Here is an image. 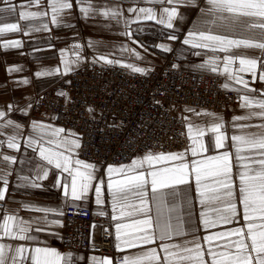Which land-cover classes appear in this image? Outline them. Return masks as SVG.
<instances>
[{
	"label": "crops",
	"instance_id": "crops-1",
	"mask_svg": "<svg viewBox=\"0 0 264 264\" xmlns=\"http://www.w3.org/2000/svg\"><path fill=\"white\" fill-rule=\"evenodd\" d=\"M72 3L71 9H65L58 15V23L52 22L51 0H39V3L34 0H0V9H5L0 12V25L17 23L21 27L19 32H7L0 35V112H4L5 116L0 118V125H3L7 120H11L14 124H19L20 129L13 128L3 129V135H0V141L5 143L0 146V153L16 158V163L10 164L3 162L0 158V176H5L8 183L6 185L4 200H0V217L4 215H16L24 221L31 222L32 228L40 227L42 231H32L30 235L35 239L31 241H19L9 238L0 239V243L25 244L28 247H47L57 250L62 255L71 254L70 264H93V258L97 261L103 259L111 260L112 264H122L125 256L143 257L144 254L152 248H155L160 261L145 260L143 264H163V258L167 255L163 251L162 245H168L169 251H179L172 247L180 245L182 248H192L193 244L190 241L199 240L202 249L205 252V260L210 264V258L207 256V249L212 247L214 251H223L222 247L229 240L235 241L238 236L220 237L214 239L211 243L206 242L204 237L225 233L235 228H244L247 235L246 222L243 220V205L239 200V179L236 175L240 170L235 159V148L231 147V141L226 140L223 148L215 147V134L206 131L203 137L199 136L196 129L193 128L191 136L189 135V125L199 124L205 127L212 121L214 117H220L223 124V132L231 137L233 134H240L239 129L234 125V117L246 115L248 109L241 107V99L235 106H230L223 112H215L210 110H200L192 108H181L180 114L185 123V133L188 139V149L184 153L183 160H172L158 162L152 166L144 163L143 167L137 171H151L162 167H175L180 163H189L191 170V161L197 162L207 159L211 156L221 155L224 152L231 154L232 164V180L234 195L232 198L221 195L220 200H206L205 204H201L200 191L197 190L194 174L189 178L190 184L175 186L179 193L174 203L176 211L169 213L166 208L160 212L152 204L149 196L146 197L149 201V206L152 208L150 215L153 217V227L149 231L154 232L157 237L153 243L139 244L133 248L124 247L123 250L117 248V244L122 240L128 239L129 236L143 235L136 231L134 221L145 219V215L136 212L133 208L113 207L112 197L109 194L106 184L109 178L107 168L102 169L99 165L84 161L79 157L80 149V134L74 131L61 128L58 124V116L54 114H41L35 116L31 113V102L33 98L57 84L66 80L70 73L76 71L86 65L99 64L119 66L131 73L147 75L154 68L159 67L170 53L175 54V68L192 73L208 74L218 76L222 80V85L226 82L230 83L231 87L227 90L235 91L241 88L240 85L232 81H226L222 71L223 65L219 61L218 72H212L207 68H199L198 66L210 58L224 54L213 52L211 49L193 48L191 45L183 44L189 30L201 26V21L205 18V12L209 5L207 0H196L194 5L181 4L179 6L178 16L174 21V28L168 29L163 25L157 24L155 21L141 20L132 22L135 18V13H130L129 8L138 7H155L159 9L160 5H151L145 3L144 0H87L85 3H78L77 0H70ZM89 4L94 9L118 8L122 12V16L117 19L105 17L99 12H91L85 15L80 11L81 7H88ZM11 7L13 11L9 12ZM21 12L32 13H47V15H38L29 20H21L19 14ZM183 17L182 19L180 17ZM127 20V25L126 21ZM44 25H47L45 28ZM130 31L132 36L129 37L124 33ZM174 34L178 38L176 40H168L169 34ZM19 41V47L6 46L10 42ZM136 41L137 43H134ZM164 44L171 51H164L157 45ZM142 45V46H141ZM124 49H133V51H125ZM135 53H139V57ZM199 53V54H197ZM105 56L113 63H107L99 57ZM132 65L145 69L144 72H135ZM10 69H16L10 71ZM42 73V75H37ZM245 80L251 82L252 77L249 74H243ZM259 72H257V80L251 83V87L264 91V82L259 81ZM27 81V82H25ZM237 92V91H236ZM240 95L244 94L241 88ZM206 114H213L212 116ZM45 126L43 129H37L44 136V146L46 148H55V144L49 145L46 143L48 139L55 142H62L60 148H55L57 152L65 151V148L71 149V152H65L66 155H71L73 161L79 159L85 163L95 165L92 187L87 195L80 200H73L70 197H65L63 189L57 185L59 179L61 183L70 180L67 173H62L61 170L55 169L53 165H49L48 177L40 183L41 187H31V182L35 179V170L41 163H46L41 160L37 151H33V146H28L30 136H34L33 123ZM259 119H253L248 123L258 124ZM56 129H63L58 136H53L52 133ZM17 134V142L20 145L19 150L10 149L7 147L6 141L9 135ZM77 142L79 147H75L71 142ZM200 141L204 144L206 151H199L197 143ZM35 146V145H34ZM198 149L197 155L193 156L191 148ZM151 153L153 156L158 152H143L136 155L134 159H142L145 155ZM22 162V163H21ZM131 162L125 165H130ZM73 167H76L73 164ZM119 167V166H114ZM83 170V169H82ZM23 177H28L29 180H23ZM122 174H112V179H120ZM67 178V179H66ZM220 177L208 176L202 181V189L208 197L222 194L225 189L219 187L216 183ZM98 180H104L105 184L101 185V203H96L95 186ZM204 185L207 188H204ZM5 187L3 181H0V188ZM211 189H218V192H213ZM168 191H172L169 189ZM235 203L237 206V215L232 219L231 223H217L213 227L206 228L204 220L215 221L218 219L216 209H223L228 203ZM129 203L139 207V200L135 197L130 198ZM28 205V207H25ZM72 206L75 208H90L93 212L100 216L109 215L112 221L114 234L115 250L121 255V261L116 263L111 256H99L93 253L70 252L63 250L61 246V234L63 230V211L65 207ZM51 209L48 213L36 212L33 208ZM130 213L121 215V213ZM103 213V214H101ZM206 215L202 216L201 214ZM173 217L172 224L174 231L179 225L182 227L181 235H172L171 238L166 237L160 240V229L156 227L157 219L162 224L168 216ZM113 217H116L113 219ZM179 217V221L176 219ZM117 224L132 225V227H121V239L117 240ZM2 235V233H0ZM248 242V241H246ZM123 247V245H122ZM182 255H189L187 252H182ZM254 255V254H253Z\"/></svg>",
	"mask_w": 264,
	"mask_h": 264
},
{
	"label": "snow or ice",
	"instance_id": "snow-or-ice-1",
	"mask_svg": "<svg viewBox=\"0 0 264 264\" xmlns=\"http://www.w3.org/2000/svg\"><path fill=\"white\" fill-rule=\"evenodd\" d=\"M39 3V0H34ZM78 3H85L87 0H77ZM145 3L151 5H160L159 9L155 7H138L129 8L130 13H135V18L132 22L141 20L155 21L157 24L163 25L168 29H173V21L180 16L179 6L181 4L194 5L196 0H144ZM209 7L205 12V18L201 21L200 27H195L188 31L183 40V44L191 45L193 48L211 49L213 52H220L222 57L216 56L210 58L199 65V68H207L212 72H218L219 64L222 63L223 69L219 72L223 75L226 81H232L240 85L244 90L241 95V107L248 109L246 115L234 117L236 123L234 126L239 129L240 134H233L228 137L222 130L224 124L220 117H214L205 127L199 124L189 125V135L191 136L193 128L196 129L199 136L203 137L206 131L215 134V147L217 149L225 146L226 140L231 141V147L235 148V159L240 170L236 175L239 179L238 191L239 200L243 205V220L246 222L247 235L244 228H235L225 233L209 235L204 237L206 242L211 243L214 239L220 237L238 236L239 239L229 240L222 247L223 251H214L212 247L207 249V256L210 258V264H264V91L257 90L251 87V83L256 82L257 72H259V81L264 82V0H207ZM51 8L53 12L52 22L58 23V15L65 9H71L72 3L70 0H51ZM5 9H0L3 12ZM9 12L13 11L11 7ZM80 11L85 15L91 12H99V14L117 19L122 16L121 10L118 8L94 9L90 4L88 7H81ZM47 15V13H32L21 12L19 18L21 20H29L38 15ZM183 18L182 16L180 17ZM127 25V20L125 21ZM46 28L47 25H44ZM21 27L17 23L0 25V35L7 32H19ZM131 37L133 34L130 31L124 33ZM178 37L174 34L167 36L168 40H176ZM137 43L136 41H133ZM10 47H19V41L10 42ZM142 46V45H141ZM157 47L164 51L171 49L160 44ZM125 51H133V49H124ZM139 57V53H135ZM199 54V53H197ZM99 59L105 60L107 63H113L107 57L101 56ZM132 67L135 72H144L145 69ZM16 69H10L15 71ZM243 74H249L252 77L251 82L244 79ZM42 75V73H37ZM27 82V81H25ZM223 88L229 89L230 83L226 82L222 85ZM241 88L235 89L238 93ZM212 116L213 114H206ZM5 116L4 112H0V118ZM259 119L258 124L248 123L253 119ZM45 126L33 123L34 136H30L28 146H33V151H37L41 160L46 163H41L35 170V179L31 182V187L39 188L40 183L48 177L49 165H53L55 169H59L62 173H67L70 180L61 183L57 180V185L63 189L65 197H70L73 200L83 199L89 189L92 187L95 165L85 163L76 159L73 161L72 156L66 155L71 149L65 148V151L57 152L55 148H60L62 142H55L51 139L46 141L47 144H55V148H46L44 146V136L37 131ZM13 128L20 129L19 124H14L13 121L7 120L3 125H0V135H3V129ZM63 129L53 131V136H58L63 132ZM5 141H0L2 146ZM75 147L79 144L75 141L71 142ZM198 144L199 151H206L204 144L200 141H194ZM7 147L10 149L19 150L20 145L17 142V134L8 136L6 141ZM35 145V146H34ZM198 149L191 148L193 156L197 155ZM0 158L3 162L10 164L16 163V158L0 153ZM184 153L159 154L153 156L151 153L145 155L142 159H134L130 165H120L118 168L109 165L107 172L109 178L106 184L107 190L112 197L113 207L133 208L136 212L145 215V219L134 221L136 231L143 235L129 236L128 239L122 240L117 244V248L123 250L124 247L133 248L139 244L153 243L157 238L154 232L149 231L153 227V217L150 215L152 208L149 206V201L146 197L149 196L152 204L160 212L166 208L171 214L176 211V200L179 193L175 186L190 184V177L194 174L195 184L202 197L201 204L204 205L206 200H220L221 195L232 198L233 180H232V164L231 154L224 152L221 155L211 156L205 160L197 162L191 161V170L189 163H180L175 167H162L151 171H137L143 167L144 163L152 166L162 161L183 160ZM22 163V162H21ZM73 164L76 167H73ZM83 169V170H82ZM122 174L120 179H112V174ZM208 176L220 177L216 183L220 188L226 191L222 194H217L208 197L202 189V181ZM23 180H29L28 177H23ZM67 179V178H66ZM0 181H3L5 187L0 188V200H4L6 185L8 183L5 176H0ZM104 180H98L95 186L96 203L100 204L101 185H104ZM206 189L207 186L204 185ZM172 189V191H168ZM213 192H218V189H211ZM135 197L139 200V207L129 203L130 198ZM28 207V205H25ZM36 212L48 213L51 209L33 208ZM218 219L215 221L204 220L206 228L213 227L215 224L231 223L232 219L237 215V206L235 203H228L221 213L220 209H216ZM103 214V213H101ZM130 213L122 212L121 215ZM206 215L205 213L201 214ZM116 217H113L115 219ZM173 217L168 216L161 224L157 219L156 227L160 229L159 239L164 240L166 237L171 238L172 235H181L182 227L179 225L174 231L172 224ZM179 221V217H176ZM121 227H132V225L117 224V240L121 239ZM42 231L40 227L32 228L31 222L22 220L16 215H4L0 217V239L9 238L19 241H31L35 237L30 235L32 231ZM248 241V242H246ZM194 245L192 248H182L180 245L172 247L179 251H169L168 245H162L163 251L167 255L163 258V264H208L205 260V252L199 240L190 241ZM123 245V247H122ZM182 252H187L189 255H182ZM254 254V255H253ZM71 254L62 255L55 249L47 247H28L25 244L0 243V264H70ZM145 260L160 261L155 248L149 249L143 257L125 256L122 264H143ZM93 264H112L111 260L103 259L97 261L93 258Z\"/></svg>",
	"mask_w": 264,
	"mask_h": 264
},
{
	"label": "built area",
	"instance_id": "built-area-1",
	"mask_svg": "<svg viewBox=\"0 0 264 264\" xmlns=\"http://www.w3.org/2000/svg\"><path fill=\"white\" fill-rule=\"evenodd\" d=\"M174 65L173 52L147 75L86 65L37 94L31 113L58 116L61 128L80 134L79 157L102 169L128 163L143 152L186 151L181 108L223 112L237 105L241 95L223 88L218 76ZM60 247L122 260L114 247L111 218L90 208L65 207Z\"/></svg>",
	"mask_w": 264,
	"mask_h": 264
},
{
	"label": "bare ground",
	"instance_id": "bare-ground-1",
	"mask_svg": "<svg viewBox=\"0 0 264 264\" xmlns=\"http://www.w3.org/2000/svg\"><path fill=\"white\" fill-rule=\"evenodd\" d=\"M30 108H31V106H30ZM70 131H72V130H70ZM74 132H75V131H74ZM77 133H78V132H77ZM181 152H182V151H181ZM134 157H135V156H134ZM134 157H133V158H134ZM133 158H132V159H133ZM132 159H131V160H132ZM130 162H131V161H130ZM128 163H129V162H128ZM128 163H125V164H128ZM125 164H122V165H125ZM118 166H120V165H118Z\"/></svg>",
	"mask_w": 264,
	"mask_h": 264
}]
</instances>
